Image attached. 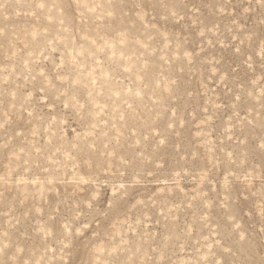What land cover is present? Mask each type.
I'll use <instances>...</instances> for the list:
<instances>
[{
	"label": "rangeland",
	"instance_id": "rangeland-1",
	"mask_svg": "<svg viewBox=\"0 0 264 264\" xmlns=\"http://www.w3.org/2000/svg\"><path fill=\"white\" fill-rule=\"evenodd\" d=\"M262 262V0H0V264Z\"/></svg>",
	"mask_w": 264,
	"mask_h": 264
},
{
	"label": "snow or ice",
	"instance_id": "snow-or-ice-1",
	"mask_svg": "<svg viewBox=\"0 0 264 264\" xmlns=\"http://www.w3.org/2000/svg\"><path fill=\"white\" fill-rule=\"evenodd\" d=\"M262 3H264V0H262ZM262 264H264V262H262Z\"/></svg>",
	"mask_w": 264,
	"mask_h": 264
}]
</instances>
